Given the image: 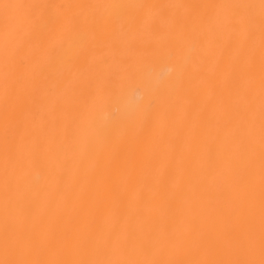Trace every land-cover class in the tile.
Masks as SVG:
<instances>
[{
    "label": "bare ground",
    "instance_id": "obj_1",
    "mask_svg": "<svg viewBox=\"0 0 264 264\" xmlns=\"http://www.w3.org/2000/svg\"><path fill=\"white\" fill-rule=\"evenodd\" d=\"M0 264H264V0H0Z\"/></svg>",
    "mask_w": 264,
    "mask_h": 264
}]
</instances>
